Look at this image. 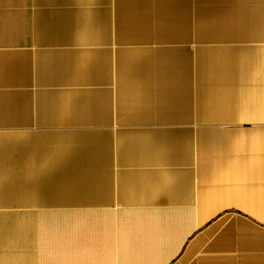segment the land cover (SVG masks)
Wrapping results in <instances>:
<instances>
[{"label": "crops", "instance_id": "crops-1", "mask_svg": "<svg viewBox=\"0 0 264 264\" xmlns=\"http://www.w3.org/2000/svg\"><path fill=\"white\" fill-rule=\"evenodd\" d=\"M0 264H264V0H0Z\"/></svg>", "mask_w": 264, "mask_h": 264}]
</instances>
